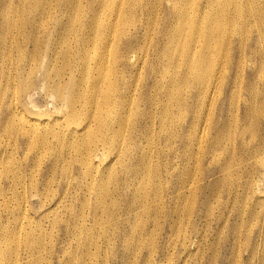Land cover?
Instances as JSON below:
<instances>
[{"label": "rangeland", "instance_id": "374dc122", "mask_svg": "<svg viewBox=\"0 0 264 264\" xmlns=\"http://www.w3.org/2000/svg\"><path fill=\"white\" fill-rule=\"evenodd\" d=\"M173 1L0 0V264H263L262 5L186 0L178 14ZM206 1L217 24L205 28ZM37 67L48 70L44 87ZM55 69H81L76 101L92 75L114 91L131 85L108 112L91 104L73 113L101 114L111 127L98 138L124 141L113 179L103 174L112 154L86 152L100 141L69 135V93ZM213 78V96L198 100ZM12 95L21 114H8Z\"/></svg>", "mask_w": 264, "mask_h": 264}, {"label": "bare ground", "instance_id": "6f19581e", "mask_svg": "<svg viewBox=\"0 0 264 264\" xmlns=\"http://www.w3.org/2000/svg\"><path fill=\"white\" fill-rule=\"evenodd\" d=\"M185 1L186 0H174L173 1L172 8L175 10V13H178V14L181 13L179 5L184 3ZM258 1L261 3L262 6H261V8H259L260 12L254 14L256 16V24H255L254 30L257 33V35L260 36V37H257V40L260 41L261 43H264V0H258ZM122 5H123V2L121 3V6ZM199 11L201 13V16L204 19L203 25L205 28L210 24L211 25L217 24L215 19L210 16L211 6H210V3L208 1H206L203 5L200 6ZM245 14L251 15V14H253V12L250 10V11L245 12ZM93 16H94V14L91 13V16H90L91 19H93ZM176 17H177V15H176ZM249 17H252V15ZM119 18L122 19V18H124V16L119 15ZM201 31H202V29H201ZM227 34L229 36H233L236 34V31L232 28L227 32ZM252 34H253V30H252V33L247 35V36L252 37ZM206 35L219 36L220 33L215 31V30H208ZM184 43H187V42H184ZM111 44H112V42H110V45ZM109 66H110V63H109ZM38 70H40V74H39V77L37 78L35 84L40 85L41 87L42 86L44 87L47 84L46 74H47L48 70H46V68L43 69L42 67H37L36 71H38ZM55 71H56V76L58 77V79L55 80V82L60 83V84L63 83L64 86L67 88L68 93H69V96L66 99L68 112H69V114H71L70 118H72V120L67 125L68 132L70 133L69 135H71L73 137L81 136L82 139L93 137L92 139L99 140L100 141L99 143H93V144L88 145L86 152L89 154L95 155L97 150L101 147V148H103L105 154H112V157L109 158L110 163L107 166V171L103 172V174H109L110 177L113 179L116 175V171L113 169V166L117 165L118 163L123 164L125 162V158L121 154V150L125 147L124 141L120 140L115 145L111 146V145H109V141L107 140L106 135H103L102 138H98V134H99L101 129L107 130L108 128L111 127V124H107V122H106L108 120H106V118L104 116H102L101 114H94L93 113V115L87 120L76 121L75 120V114H73V113L75 111H78L79 107L84 109L85 111H87V108L91 104L95 105L96 110L108 112L110 100L113 99L116 92H117V94H119V93H126V94L130 93L133 90L131 85H125V86L121 87L119 90L114 91L109 86L110 80L107 79L106 75H98L97 80H96L97 76L92 75L90 77V81L88 84L90 90L86 93V95L83 98L76 101L73 96L80 94V88H81L82 84L84 83V76L82 74L81 69H77L76 74H73L71 76H66L56 69H55ZM111 74L113 76V83H114V86L116 89L115 83H116V78H117V72L115 70L111 69ZM216 83H217V80L214 78L209 80L208 82L204 83L202 85V88H201L204 90L203 93L198 95L196 98L200 101H203V99L206 98L207 99L206 101L208 102L216 90V86H217ZM99 85H100V87H99ZM151 85L153 87H156L158 85V90H159V74L156 76V79L152 82ZM29 96L30 95H28V97ZM97 96H98V98H97ZM155 99H159V93L155 94L154 100ZM148 100L151 101L150 95L148 97ZM79 101H82V103L79 104L78 103ZM10 104L11 105H10V109L8 111V114H21L20 109L18 108V102H16V99L13 98V95L10 98ZM50 121H51L50 118L45 117L42 119L41 122H38V123L45 124V123H48ZM29 122L37 123V120L36 119L31 120L30 118H28L27 119L28 126H29ZM148 125L149 124L146 121L145 122V128H147ZM48 126L44 125V127H48ZM33 128H36V127H33ZM132 131H133V127L131 128V131H130L131 137H133ZM55 133L57 135L60 134L58 130ZM77 134H79V135L77 136ZM80 159L82 161H85L87 158L85 157V155H82L80 157ZM115 162L117 164H115ZM86 168L89 170L91 168V164L90 163L86 164ZM256 169L258 170V175H259L260 174L259 166H257ZM137 175H138V172L135 171V176H137ZM137 180L138 179L133 178L132 183H135ZM44 186L46 187V185H44ZM250 186L252 187L251 182H250ZM34 188H35V186H34ZM106 195L107 194H101L99 200H102L103 198H105ZM129 210L130 209L127 208L126 212H128V215L131 213V210L130 211ZM97 223H99V220L95 221V224H97ZM109 229H110V223H108V227L106 229H104L103 232H106ZM111 235H112V233L110 232L109 234H107V237L112 238ZM25 240L27 241L26 238H25ZM131 240L132 241L136 240V237L132 236ZM26 241H25V245H24V250L27 249L26 253L34 252V250H35L34 248L36 245L31 250L28 251L30 244L28 241L26 243ZM139 245H144L140 239L137 241L136 246L134 247L135 248L134 251H136V247H138ZM129 250L131 252V249H129ZM38 252H39V250H38ZM257 252H258V249H257ZM263 252H264V250H263ZM235 258H237V257H235ZM9 261L10 260L5 261L4 264H11L12 262L9 263ZM104 262L105 261H103V262L100 261L97 264H104ZM148 262H150V261H148ZM12 264H16V263L14 262ZM260 264H261V259H260ZM263 264H264V260H263Z\"/></svg>", "mask_w": 264, "mask_h": 264}]
</instances>
